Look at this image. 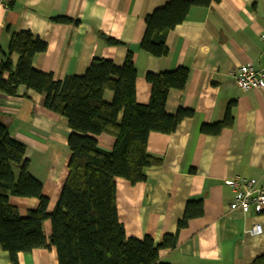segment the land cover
Wrapping results in <instances>:
<instances>
[{"label":"crops","instance_id":"crops-1","mask_svg":"<svg viewBox=\"0 0 264 264\" xmlns=\"http://www.w3.org/2000/svg\"><path fill=\"white\" fill-rule=\"evenodd\" d=\"M168 0H13L0 7V46L12 33L28 30L46 43L35 54L37 86L17 87L15 96L3 93L0 82V118L9 134L22 142L29 173L42 185L52 210L67 176L71 132L65 117L43 106L42 83L82 75L94 57L120 66L128 52L136 71L135 99L145 104L150 96L147 73L187 68L185 84L168 90L165 111H191L171 133L150 132L147 151L160 159L145 168V179L131 184L115 181L117 218L127 237L150 236L154 243L175 235V246L161 248L167 264H248L264 253V211H230L233 193L225 180L264 175V88L241 89L231 72L243 64L264 71V0H210L193 5L185 19L165 39L168 53L156 57L140 48L145 18ZM57 18H64L59 21ZM108 38L117 40L110 44ZM15 61V57H13ZM111 90L103 99L110 102ZM230 105L232 126L217 134L203 133L202 125L222 121ZM99 147L110 151L114 137L96 136ZM264 187V185H263ZM201 201V214L177 228L188 201ZM24 216L36 206L31 197L9 196ZM196 207L191 212H196ZM261 233L251 234L254 224ZM49 243V219L42 223ZM0 264H11L0 248ZM17 264H58L53 247L18 253Z\"/></svg>","mask_w":264,"mask_h":264},{"label":"trees","instance_id":"trees-1","mask_svg":"<svg viewBox=\"0 0 264 264\" xmlns=\"http://www.w3.org/2000/svg\"><path fill=\"white\" fill-rule=\"evenodd\" d=\"M210 0H168L145 18L140 48L156 57L165 56L167 33L182 22L193 5H208ZM57 18L56 20H63ZM110 44L118 41L108 38ZM46 43L28 30L12 33L7 47L0 46V82L7 75L3 93L15 96L17 87L37 86L39 72L33 65L35 54L45 51ZM15 57V61H13ZM187 68L147 73L149 100L135 99L136 71L128 52L120 66L111 60L94 57L82 75L55 80L46 75L42 83L43 106L67 120L71 132L67 138L70 156L67 176L52 210L42 194L41 182L28 171L25 145L9 134L8 121L0 118V248L17 264L18 253L53 247L58 264H167L158 251L175 246V235L165 234L159 243L146 235L127 237L117 218L115 181L123 178L131 184L145 179V168L160 159L147 151L150 132L171 133L190 110L165 111L168 90L180 89L187 78ZM105 90L113 92L110 102L103 99ZM230 105L222 121L202 125L203 133L217 134L230 127ZM114 137L112 149L98 146L96 136ZM9 196L31 197L36 206L26 215L8 201ZM196 207V212L191 209ZM201 214V201H188L177 228L187 219ZM49 219V243L42 223ZM248 264H264V253Z\"/></svg>","mask_w":264,"mask_h":264},{"label":"built area","instance_id":"built-area-1","mask_svg":"<svg viewBox=\"0 0 264 264\" xmlns=\"http://www.w3.org/2000/svg\"><path fill=\"white\" fill-rule=\"evenodd\" d=\"M12 1L0 0V7H8ZM232 76L243 90L264 87V71L255 69L250 64L239 66L232 71ZM225 182L233 193V199L229 204L230 210L245 211L249 207H252L256 213L264 210V189L257 180L235 176ZM262 183H264V176ZM249 231L251 234L261 233L260 224H254Z\"/></svg>","mask_w":264,"mask_h":264},{"label":"bare ground","instance_id":"bare-ground-1","mask_svg":"<svg viewBox=\"0 0 264 264\" xmlns=\"http://www.w3.org/2000/svg\"><path fill=\"white\" fill-rule=\"evenodd\" d=\"M11 3H12V2H11ZM11 3H10V4H11ZM10 4H9V5H10ZM243 65H244V64H243ZM258 69H259V68H258ZM234 70H235V69H234ZM231 74H232V72H231ZM234 80H235V79H234ZM235 82H236V81H235ZM236 84H237V83H236ZM263 88H264V87H263ZM263 88H261V89H263ZM241 89H242V88H241ZM249 89H252V88H249ZM247 90H248V89H247ZM263 176H264V175H263ZM239 177H240V176H239ZM244 178H245V177H244ZM262 178H263V177H262ZM262 178H261V180H258V179H255V180H257V181H258V184L261 185L262 188L264 189V187H263L264 183H262ZM250 179H253V178H250ZM226 180H227V179H226ZM226 180H225V181H226ZM232 199H233V198H232ZM230 203H231V202H230ZM230 203H229V204H230ZM228 208H229V205H228ZM249 208H252V207H249ZM249 208H248V209H249ZM248 209H247V210H248ZM252 209H253V208H252ZM229 210H230V209H229ZM230 211H240V210H230ZM245 211H246V210H245ZM253 211H254V209H253ZM263 211H264V210H263ZM242 212H244V211H242ZM254 212H255V211H254ZM261 212H262V211H261ZM255 213H256V212H255ZM257 224H258V223H257Z\"/></svg>","mask_w":264,"mask_h":264}]
</instances>
